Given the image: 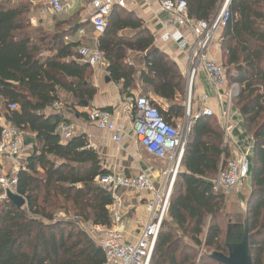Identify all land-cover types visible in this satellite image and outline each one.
<instances>
[{
  "label": "trees",
  "instance_id": "1",
  "mask_svg": "<svg viewBox=\"0 0 264 264\" xmlns=\"http://www.w3.org/2000/svg\"><path fill=\"white\" fill-rule=\"evenodd\" d=\"M186 1L195 20L211 18L225 2ZM29 6V1L0 0V99L4 105L0 116L35 135L34 152L18 172L17 190L26 204L19 207L9 198L0 201V264H105L103 249L76 221L55 218V211L63 209L84 222H112L108 209L112 194L96 181L111 172L85 134L61 143L56 129L68 120L47 111L62 102L61 91L77 100V105L90 104L97 94L92 68L80 62V43L66 40L81 25H68L43 37L41 29L31 28ZM228 8L230 18L220 47L228 80L239 86L234 104L255 140L248 237L253 264H264V0H230ZM120 11L114 10L99 41L106 52L108 77L121 84V95L137 88L139 80L146 88L144 95L151 92L168 103L167 108L158 107L174 123L185 114V76L167 53L154 46L143 20L133 12L123 16ZM126 29L136 32L135 46L148 50L140 71L124 61V52L110 47L125 43L118 33ZM11 104L17 109H11ZM230 158L218 118H196L151 264H222L212 253L228 255V245L241 240L245 228L228 224L225 231L227 197L213 190V178ZM187 237L194 247L183 241ZM201 247L208 251L199 252Z\"/></svg>",
  "mask_w": 264,
  "mask_h": 264
},
{
  "label": "built area",
  "instance_id": "2",
  "mask_svg": "<svg viewBox=\"0 0 264 264\" xmlns=\"http://www.w3.org/2000/svg\"><path fill=\"white\" fill-rule=\"evenodd\" d=\"M49 10L56 14H67L73 9V0H46ZM160 9L168 14L163 25L164 40H171L180 49L187 48V65L184 71L186 79L187 101L184 116L175 123L165 119L158 104L149 96L138 91H130L120 96V109L129 117L134 126L138 142L155 158L168 161V168L162 173L159 187H155L153 179L146 173L129 176L120 173H109L98 176L99 185L112 194V203L108 206L111 225L84 222L78 215L73 220L80 228L100 246L105 253V264H151L158 237L165 219L168 218L170 199L178 173L182 170V161L193 122L199 116H216L224 131V142L234 145L232 140L231 103L237 93L238 84L230 83L226 68L221 59L215 57V49L220 47L219 32L227 25L230 18L228 0L222 8L209 19L195 20L189 16L186 0H157ZM93 9L91 24L96 35L105 33L115 9H129L137 6L136 0H90ZM86 29L77 31V36L85 37ZM69 42L71 36L66 37ZM77 52L80 62L88 64L92 69L107 73L108 62L99 44L92 47L79 46ZM201 73L210 81L217 99L219 114L205 105L208 94L199 97V107L192 115L193 94L196 82ZM17 109L16 104L10 105ZM49 109L60 113L65 119V106L55 102ZM88 120L100 130L112 135L115 142L123 139L124 130L118 124V117L113 111L94 106L84 107ZM61 143H66L75 136L76 126L62 121L56 129ZM25 142L24 132L13 125L5 117L0 116V166L8 162L11 171L0 168V201L8 198L7 191L18 193V172L21 164ZM254 137L242 149L236 147L234 156L212 180L213 190L218 193H240L244 183L250 178L252 166ZM122 188L134 191H152L153 198L146 203L148 218L140 236L135 242H127L120 226L124 219V198L119 194ZM67 218V217H63Z\"/></svg>",
  "mask_w": 264,
  "mask_h": 264
},
{
  "label": "crops",
  "instance_id": "3",
  "mask_svg": "<svg viewBox=\"0 0 264 264\" xmlns=\"http://www.w3.org/2000/svg\"><path fill=\"white\" fill-rule=\"evenodd\" d=\"M136 1L137 6L131 10V12L144 20L146 27L151 31L152 36L155 39V47L167 53L177 63L181 73L184 75L187 65V48L180 49L173 41L164 40L161 37L163 35V25L168 18V14L160 9L157 0ZM72 2L73 9L69 13L61 15H76L77 19L73 25H81L78 30L84 28L86 29L87 34L85 37L80 38L77 36L76 31L74 34L70 35L71 40L69 42H79V46H88L85 44V41L91 44L94 43L93 46L96 43L99 44L100 38L103 34L98 36L93 31L90 21L93 9L90 5V0H73ZM218 51L219 52H215V57L222 60L220 49ZM144 68L145 66L140 67L139 71ZM93 70L96 72L91 80L97 87L98 91L89 105L97 108L108 109L116 114L118 117V124L124 130L122 141L120 143L115 142L110 133L98 129L96 125L91 123L84 111L85 106L83 104L76 105L77 109L74 113L70 111L72 110V107H65V120H68L69 123L75 124V136L80 134H85L87 136L91 146L99 153L103 161V166L111 173H120L129 176L146 173L151 176L155 187L158 188L163 178L162 173L168 168V161L155 158L138 142L134 132L132 120L129 117L124 116L120 109L119 99L120 96H122L121 84H117L112 80L108 82L106 80L108 72L105 73L104 71L98 69ZM137 85L138 87L132 89L131 91H137V89L142 86L139 80H137ZM202 94L209 95V98L205 100V105L211 107L216 114H219L216 93L204 73L199 75L195 86V92L193 94V107L196 108V110H198L199 97ZM148 96L151 97L157 104L162 105L163 108H167L169 106L167 102L160 97L155 96L151 92L148 93ZM185 103L186 102H184V106ZM230 107L232 121L231 134L232 140L235 144L229 145V147L231 150V157H233L236 147L242 149L249 143L251 133L247 129L244 119L238 107L234 104L233 99ZM47 111L52 110L48 109ZM179 120L180 118L175 119L174 123ZM34 146L35 135L32 133H26L24 148L21 156L19 157V163L21 166H25L28 157L34 152ZM153 159L162 164L166 163V166H159ZM5 163L7 165H1L0 168L2 167L3 169H8L10 167L8 162ZM119 194L124 198V219L120 226V231L127 242H135L138 240L141 230L148 218L146 203L148 200L152 199L154 195L152 191H134L126 188L120 189ZM229 194L231 193L225 194L227 198Z\"/></svg>",
  "mask_w": 264,
  "mask_h": 264
},
{
  "label": "rangeland",
  "instance_id": "4",
  "mask_svg": "<svg viewBox=\"0 0 264 264\" xmlns=\"http://www.w3.org/2000/svg\"><path fill=\"white\" fill-rule=\"evenodd\" d=\"M23 1H29L30 3V8H29V17H30V23H31V28L33 29H41L42 33L41 35L43 37H47L52 35L55 32H58L60 29L66 28L68 25H73L76 22V15H56L53 14L50 10L49 7L47 6V1L46 0H23ZM134 8H129V9H120V13L124 16L128 12H131ZM136 16V15H135ZM63 21H68L69 24H63ZM58 23H61V26L56 27ZM144 26L146 27V24L143 20ZM147 28V27H146ZM149 30V29H148ZM222 31L219 32V36L221 38ZM149 33L152 35L151 31L149 30ZM118 36L122 37V39H125V43L123 44L122 42L114 43V45H110L112 49L120 52L125 53V62L129 63L130 65L135 66L136 68H140L142 66H145V63L143 62L144 55L148 52L146 49H141L138 46H135L134 43L136 41V32L132 31L131 29L127 30H122L118 33ZM155 41V39H154ZM129 43V44H128ZM85 44L88 46H93V44L86 42ZM128 44V45H126ZM155 46V42H154ZM220 49L221 55H222V63H223V52L221 50V47L215 49V52H219L218 50ZM105 52V49H102ZM95 72L93 69L91 70V77L95 75ZM146 88L141 86L137 89L138 92L144 93V90ZM61 101L64 103L65 107H72V110H70L72 113L76 112V105H77V100H75L71 95L61 91ZM187 94L185 92V102L187 101ZM194 99V97L192 98ZM194 106V105H193ZM0 109L4 113V105L2 104V101L0 99ZM197 112L196 108H192V115ZM28 133L25 132L24 135ZM156 164L159 166L165 167V164H162L155 159H153ZM5 166L7 165L4 163ZM9 171H11V167L8 168ZM251 189V177L244 183L242 188L240 189V193L233 192L229 194L227 201H226V210H225V231H226V226L228 224H233L240 226L244 229L246 226L247 222V199L250 193ZM242 199H241V197ZM75 216V213L73 211L65 214L63 209H58L55 211V218H63V217H69L73 219ZM226 233V232H225ZM204 239V236H202ZM183 241L189 245V247H194L193 242L191 241L190 238H183ZM208 251V249L201 247L199 248V252L201 251Z\"/></svg>",
  "mask_w": 264,
  "mask_h": 264
},
{
  "label": "water",
  "instance_id": "5",
  "mask_svg": "<svg viewBox=\"0 0 264 264\" xmlns=\"http://www.w3.org/2000/svg\"><path fill=\"white\" fill-rule=\"evenodd\" d=\"M229 3L230 0H228V4ZM106 80L110 82L111 78L107 77ZM83 105L85 107H88L89 102L85 101L83 102ZM252 173L253 170L251 174ZM7 197L19 207H23L26 204V200L21 195L11 190L7 191ZM244 228H245V233L242 234L241 240L237 243H232L228 245L229 247L228 255L214 252L212 253L211 256L214 257L219 262H221L222 264H253L252 256L250 254V247H249L248 216H247L246 226Z\"/></svg>",
  "mask_w": 264,
  "mask_h": 264
}]
</instances>
